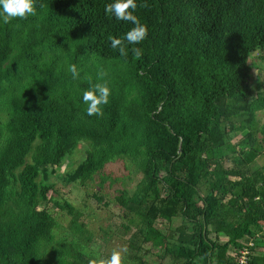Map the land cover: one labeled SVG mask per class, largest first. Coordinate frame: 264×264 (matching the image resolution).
<instances>
[{
	"label": "trees",
	"instance_id": "16d2710c",
	"mask_svg": "<svg viewBox=\"0 0 264 264\" xmlns=\"http://www.w3.org/2000/svg\"><path fill=\"white\" fill-rule=\"evenodd\" d=\"M112 2L36 0V16L0 22V103L8 106L0 125L7 133L0 149V264H33L38 240L51 239L55 222L44 208L48 171L81 140L92 147L67 174L69 182L90 177L113 156L142 155L137 186L150 193L136 189L131 198L117 197L142 215L141 247L181 264H234L227 253L257 237L248 264H264V179L250 183L245 168L264 150L258 140L264 128L255 129L246 108L253 70L248 59L264 52V0H137L149 5L135 12L148 27L146 39L133 45L143 49L139 59L131 52L125 59L111 47L109 35L120 38L133 27L105 12ZM73 63L78 79L68 71ZM100 68L111 95L102 117L89 116L85 77L96 82ZM256 99L264 106V91ZM223 123L234 133L248 130L232 158L239 167H220ZM207 171L210 187L201 194L198 184ZM11 183L15 192H6ZM65 208L73 210L68 202ZM162 210L194 225L191 247L170 242L155 227ZM210 232L226 239H211ZM77 255L89 262L83 251ZM131 260L141 264L136 253Z\"/></svg>",
	"mask_w": 264,
	"mask_h": 264
},
{
	"label": "rangeland",
	"instance_id": "374dc122",
	"mask_svg": "<svg viewBox=\"0 0 264 264\" xmlns=\"http://www.w3.org/2000/svg\"><path fill=\"white\" fill-rule=\"evenodd\" d=\"M248 61L253 70L250 85L251 99L247 102L246 108L253 114L255 129H261L264 128V106L257 101L256 94L264 91V52H254ZM7 107L6 103H0V125L7 120ZM238 120V118L234 120L235 125ZM221 126L227 133V140L225 145L220 148L222 151L224 150V159L221 160L220 167L223 169H230L232 166L239 167L232 158L237 156L242 136L248 130H238L234 133L227 123H223ZM0 133L1 149L7 139V133L3 129ZM258 140L264 149V139L259 134ZM256 146L257 143L253 144V147ZM91 147L89 142L81 140L74 150L61 160L53 172L48 171L46 183L51 185V188L44 208L53 218L55 227L50 232L51 239L42 237L35 245L33 264H68L71 260H76L78 264L79 262L88 264V261L83 263L79 260L77 250L84 252L85 249H88L90 255L87 257L91 258V255L97 253L108 256L113 249L120 247L127 248L125 264H133L131 260L133 253L140 257L141 264H181L174 262L171 255L160 258L156 255V251L141 247L142 234L138 232V228L143 220L142 215L124 207L117 199L121 193H124L122 196L131 198L136 189L147 195L150 193L144 186L141 189L137 186L143 175L141 171L142 155L113 156L101 170L90 177L73 182L68 181L67 174L85 160V153ZM245 168L249 172L247 176L253 180L250 183L255 182L259 186L264 179V150L257 153L253 160L248 161ZM208 171L198 184V192L201 194L206 193L210 187ZM223 177L234 179L233 176L227 174ZM16 188L11 183L7 186L6 192L9 189L11 192H15ZM160 189L161 195L164 197L167 191L164 186ZM194 199L196 200V195H194ZM66 202L73 207L71 213L65 208ZM7 205L9 206V201H7ZM158 205L164 209V204ZM154 225L167 235L170 242H181L185 246H192L195 227L185 223L180 216L175 215L168 218L163 211L158 215ZM178 227H181L182 231H179ZM207 227L211 229V226ZM209 237L219 242L226 239L223 233L210 232ZM132 245H137L138 248H134ZM60 249H63L64 255L60 253Z\"/></svg>",
	"mask_w": 264,
	"mask_h": 264
},
{
	"label": "clouds",
	"instance_id": "9594fccd",
	"mask_svg": "<svg viewBox=\"0 0 264 264\" xmlns=\"http://www.w3.org/2000/svg\"><path fill=\"white\" fill-rule=\"evenodd\" d=\"M44 7V5H40ZM138 7L147 8L149 5L145 2L138 5L137 0H113L105 7V12L115 19L124 22H130L133 27L128 30L123 37L117 38L113 35L108 36L111 47L118 50L119 55L127 58L129 52L134 58L139 59L143 55V49L134 47L140 44L148 36V27L141 23L139 17L135 14ZM36 0H0V22L10 23L14 19H27L29 16H36ZM68 71L73 79L80 78V71L76 64H70ZM107 72L100 68L97 73V81L93 82L91 77H85L89 87L83 91L82 99L86 105V113L89 116H103V106L109 103L111 89L108 81L105 79ZM126 247L113 249L111 254L103 256L93 254L88 264H125ZM86 256L90 255L88 249L84 250Z\"/></svg>",
	"mask_w": 264,
	"mask_h": 264
},
{
	"label": "built area",
	"instance_id": "2783aa9c",
	"mask_svg": "<svg viewBox=\"0 0 264 264\" xmlns=\"http://www.w3.org/2000/svg\"><path fill=\"white\" fill-rule=\"evenodd\" d=\"M256 238L242 241L241 245L237 246L236 253L228 252L227 257L233 260L234 264H248L249 247L254 245Z\"/></svg>",
	"mask_w": 264,
	"mask_h": 264
}]
</instances>
